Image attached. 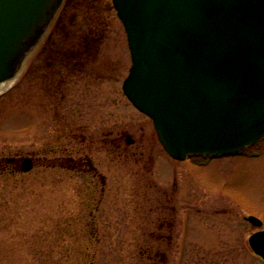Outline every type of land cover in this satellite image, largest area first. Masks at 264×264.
I'll use <instances>...</instances> for the list:
<instances>
[{
  "label": "rangeland",
  "instance_id": "rangeland-1",
  "mask_svg": "<svg viewBox=\"0 0 264 264\" xmlns=\"http://www.w3.org/2000/svg\"><path fill=\"white\" fill-rule=\"evenodd\" d=\"M68 1L18 77L0 87V162L42 160L28 174L0 170V264H264L249 244L264 227L244 219L251 215L264 222V141L243 157L203 167L199 158L171 159L152 120L123 92L132 60L112 0H91V12L67 22L71 33L78 31L70 36L92 30L87 57L94 56L96 37H103L96 44L98 58L88 67L94 68L91 77L52 76L50 82L40 53L49 51L48 41L66 20ZM85 16L93 24L82 29ZM72 131L79 138L76 146L87 139L82 148L97 177L74 171L65 160L56 163L75 150ZM128 136L135 144H127ZM147 181L176 191V227L168 230L175 237L173 251H157L148 237L156 232L148 223L151 210L165 199L155 187L148 199L140 197ZM187 201L192 207L185 208ZM216 204L228 212L215 214ZM148 246L152 251L141 250ZM147 255H153L151 261Z\"/></svg>",
  "mask_w": 264,
  "mask_h": 264
},
{
  "label": "water",
  "instance_id": "water-1",
  "mask_svg": "<svg viewBox=\"0 0 264 264\" xmlns=\"http://www.w3.org/2000/svg\"><path fill=\"white\" fill-rule=\"evenodd\" d=\"M64 1L0 0V87L19 74ZM113 5L132 60L123 92L173 160L237 155L264 140V0ZM33 169L22 160V173ZM249 242L264 260V231Z\"/></svg>",
  "mask_w": 264,
  "mask_h": 264
},
{
  "label": "flooded vegetation",
  "instance_id": "flooded-vegetation-1",
  "mask_svg": "<svg viewBox=\"0 0 264 264\" xmlns=\"http://www.w3.org/2000/svg\"><path fill=\"white\" fill-rule=\"evenodd\" d=\"M40 59H41L40 61L43 64L42 66L45 68V70H47V72L44 74V76L50 82H53L54 77H57V75H56V73H52V66H55V63L50 61L51 60L50 54L47 51H42L40 53ZM96 60L97 59H95L94 56L92 58H86V62L85 63H81L82 69H77L76 71L73 70L72 72H69V73L67 71H65V72H67L66 76L60 77V79L62 81L63 80H67L68 81V79L75 78L76 76L78 78L81 77L79 79H82V78L86 77V75L91 77L92 73H91L90 70L94 69V68L88 69V67L91 64V62H92L91 66H93L95 64ZM66 65H68V63ZM77 65H78V63H77ZM62 71H64V70H62ZM79 75H82V76H79ZM52 76H54V77H52ZM61 76H63V75H61ZM52 85H53V83H52ZM47 91H51V89L48 88ZM69 138L71 139L72 145H75V144L79 143V138L77 137V135L75 136L73 131L70 133ZM85 141H87V139H84L83 142L80 145H77V146L75 145L73 147L75 150H73L72 152H69V151L66 150L68 156H66V157L64 156V157L58 158L56 163L62 164L64 162V160H65L66 162L69 163L71 169H73L74 171L80 172L82 174L91 173L92 175H95L97 177L98 170H97V167L95 166V164H94V162L92 160V157L90 156V154L86 150H84L82 148V146L85 144ZM66 149H69V148L66 147ZM252 150H254V148L251 149V150H248V151H252ZM248 151L243 153V154L232 155V156L199 157V159L201 160L200 167L209 165L210 161L223 160L225 158H232V157H237V156L243 157L246 153H248ZM25 158H30V159L33 160L34 168L37 166L38 162H40V161L42 162V160L40 158L36 159L33 156H29V157H25ZM44 160L48 161L46 158ZM11 167H12V169L20 171L21 170L20 159H18V158H9V159H3V161L0 162V170L1 169L6 170L7 168H11ZM105 178L106 177L103 176V181H105ZM150 183L152 185H150ZM153 185H155V186H153ZM144 186L145 187L140 188V190H139L140 193H141L140 197L144 196L145 199H148L149 198V192H148L149 188L153 189L155 187V189L157 188V190L159 191L161 196L164 197V199H165L164 202H162L161 200L159 201V199H158L157 204L151 210V213L153 214L154 217H152V219L149 217L148 219L150 221H148V223H152L151 225H153L156 228L155 229L156 232H152V233L148 234V237H151L153 239V241L157 244V246H158L157 251H160V252L173 251V249H174L173 247H174V243H175L174 242L175 241V237H174V235H172V233L169 234L168 230L172 231L176 227L175 216L178 215L177 207L175 206V201H174L175 200L176 191L173 192L174 191L173 190L172 193H171V192H169L168 190H166L164 188L160 189L161 187L158 184H156L154 181H152V182L147 181V183L145 182ZM146 187H147V190H146ZM163 190H166V191H163ZM151 198H154V196L152 195ZM187 204H184L185 208L192 207L191 206L192 205L191 201H187ZM203 204H204V202H203ZM205 208H206V206L204 205V209ZM211 209H214V213L215 214L217 213L218 215H223L222 214L223 212H225V213L228 212L227 208H224L222 205H217V204L214 205ZM250 216L251 215L244 216V219H245V221L247 223H249L252 226V224L248 221V218ZM143 218H145V217H142V219ZM188 219L189 218H187L186 220H188ZM143 221H144V219H143ZM145 222H147V220ZM147 227H144V228H147ZM165 233H167V235ZM211 234H213V233H211ZM143 235H144V233H143ZM207 235H208V233L205 234V236H207ZM214 235L218 236L216 234H214ZM141 250L142 251H152L150 246H148L147 250H145L144 248L141 249ZM161 250H163V251H161ZM152 256L153 255H147V258H148L149 261H151V259L153 258ZM167 260H166V262H167Z\"/></svg>",
  "mask_w": 264,
  "mask_h": 264
},
{
  "label": "trees",
  "instance_id": "trees-1",
  "mask_svg": "<svg viewBox=\"0 0 264 264\" xmlns=\"http://www.w3.org/2000/svg\"><path fill=\"white\" fill-rule=\"evenodd\" d=\"M69 7L66 9V20L62 22L61 27L53 33V37L48 42V50L47 51L50 54L52 62L55 63V66H52V73H56L57 77L63 75H66L68 72H72L73 70L82 69L81 63L86 62V58H92L87 57L89 54V49L92 42H94V39H92V42L89 40L92 36L91 34L87 32H92V30H88L87 32L84 31L85 36H70V35H77L78 31H74V33H71V31L68 29L67 22H70L72 19L79 18L81 19L82 14L80 13H87L91 12L90 10L93 9L91 6L92 2L91 0H69ZM67 3V0H65L64 5ZM63 5V6H64ZM69 13H73L72 16H69ZM100 11L95 12V16L97 18L100 15ZM84 20L82 21L83 24L79 27L82 28L84 25H88L89 27L91 24L89 23V19L85 16L83 17ZM86 25V26H87ZM83 29V28H82ZM85 37V38H83ZM95 38V37H94ZM97 42H95L94 46V57L97 59L99 50H97V43H101L103 40V37H96ZM68 63V65H66ZM78 63V65H77ZM41 65V63H40ZM41 67V66H40ZM34 69V68H33ZM64 70V71H62ZM67 71V72H65ZM81 71V70H80ZM33 72V70L31 71ZM36 73V70L34 71Z\"/></svg>",
  "mask_w": 264,
  "mask_h": 264
}]
</instances>
